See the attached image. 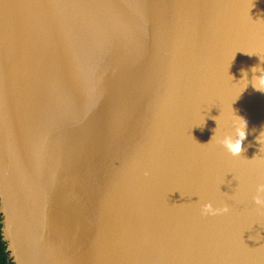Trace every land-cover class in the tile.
<instances>
[{
	"label": "water",
	"instance_id": "water-1",
	"mask_svg": "<svg viewBox=\"0 0 264 264\" xmlns=\"http://www.w3.org/2000/svg\"><path fill=\"white\" fill-rule=\"evenodd\" d=\"M262 74L264 0H0L9 264H264Z\"/></svg>",
	"mask_w": 264,
	"mask_h": 264
},
{
	"label": "clouds",
	"instance_id": "clouds-1",
	"mask_svg": "<svg viewBox=\"0 0 264 264\" xmlns=\"http://www.w3.org/2000/svg\"><path fill=\"white\" fill-rule=\"evenodd\" d=\"M254 90L260 91L264 93V74H262L259 78H257L256 83L253 85ZM238 121L234 122L236 125V138L224 137L223 139L219 140L218 142L223 145L226 151L231 153L232 155H236L240 151L241 142L245 138V132L243 129L246 126V122L243 118L238 117ZM261 142L264 143V136H261ZM257 192L262 193L264 192V185L257 186ZM254 202L257 204L264 203V200L261 199L260 196H256L253 198ZM226 208H213L210 204H204L201 208L202 214H216L218 212L226 211Z\"/></svg>",
	"mask_w": 264,
	"mask_h": 264
},
{
	"label": "trees",
	"instance_id": "trees-1",
	"mask_svg": "<svg viewBox=\"0 0 264 264\" xmlns=\"http://www.w3.org/2000/svg\"><path fill=\"white\" fill-rule=\"evenodd\" d=\"M0 264H9V260L7 258V252L5 251V244L1 240V236H0Z\"/></svg>",
	"mask_w": 264,
	"mask_h": 264
},
{
	"label": "bare ground",
	"instance_id": "bare-ground-1",
	"mask_svg": "<svg viewBox=\"0 0 264 264\" xmlns=\"http://www.w3.org/2000/svg\"><path fill=\"white\" fill-rule=\"evenodd\" d=\"M183 116L185 117V115L183 114ZM182 115H176L174 116V120L177 119L179 122H181L182 120L185 122L186 120H184V117ZM182 123V122H181Z\"/></svg>",
	"mask_w": 264,
	"mask_h": 264
}]
</instances>
